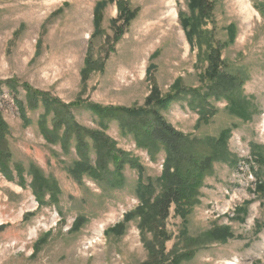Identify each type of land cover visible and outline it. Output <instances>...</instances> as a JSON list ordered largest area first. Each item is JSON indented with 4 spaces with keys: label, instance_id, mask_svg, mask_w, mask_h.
I'll return each instance as SVG.
<instances>
[{
    "label": "rangeland",
    "instance_id": "rangeland-1",
    "mask_svg": "<svg viewBox=\"0 0 264 264\" xmlns=\"http://www.w3.org/2000/svg\"><path fill=\"white\" fill-rule=\"evenodd\" d=\"M125 1L134 13L127 25L112 23L118 17L113 0H0V116L5 126L0 132L8 160L7 169L0 165V264L149 260L137 220L128 222L121 235L109 230L137 207L144 187L159 179L163 151L151 159L115 122L102 128L88 110L71 109L75 123L107 136L119 156L139 167L125 164L121 176L112 175L110 181L86 174L75 179L70 175L79 161L75 140L65 151L60 136L45 140L41 124L47 133H61L63 126L53 124L52 108L40 100L30 110L26 88L66 105L140 108L152 86L163 97L176 82L177 99L159 111L167 124L187 137L230 133L228 158L213 163L190 215L181 218L173 204L168 209L165 264L189 251L180 264H264V0H208L210 11L199 25L202 42L195 34L188 39L187 20L197 22L189 0ZM213 50L217 56H210ZM215 57L219 72L239 79L235 95L246 110L238 112L224 97H209L205 101L214 111L201 124L200 107L189 105L191 92L204 88V93L205 70ZM87 152L94 169L93 149ZM108 169L113 170L110 164ZM36 173L56 184L55 202L49 193L42 206L36 201L31 188ZM213 227L229 230L230 236L208 243L201 235ZM146 241L151 242L150 234Z\"/></svg>",
    "mask_w": 264,
    "mask_h": 264
},
{
    "label": "trees",
    "instance_id": "trees-1",
    "mask_svg": "<svg viewBox=\"0 0 264 264\" xmlns=\"http://www.w3.org/2000/svg\"><path fill=\"white\" fill-rule=\"evenodd\" d=\"M116 2L118 17L112 20L122 21L127 25L134 17V13L128 8L125 0H113ZM192 9H195L196 24L192 25L189 19L187 34L188 39L192 40L193 35L200 42L204 38L199 30L201 19L210 11L208 0H189ZM262 9L264 7L262 6ZM96 18L94 26L99 25L100 8L97 6L94 9ZM228 32L232 34V26L228 27ZM217 51L210 52V56H217ZM210 58V64L205 70V75L209 83L206 86L204 93L201 90H193L191 92L192 99L189 105H195L199 108L198 119L199 123H205L212 111L210 105L205 101L212 97L218 100L224 97V100L235 108L238 112L246 110V104L243 99L236 98L235 89L241 86L238 78L232 75H226L218 71L217 62ZM88 66V62L86 64ZM177 82L174 83L175 88L172 93L163 97L159 96L157 89L151 88L148 97L145 99L144 107L140 108H122V107H100L95 104L76 101L71 104H61L58 100H49L47 96L40 92L26 88L28 93V105L30 110L34 109L39 102L48 109L53 110V124L63 126L60 133L56 129L52 132L46 131L43 124L39 126L41 133L46 141H51L55 137H59L62 143V148L67 149L68 142L72 139L76 142V156L79 161L76 162L75 169L70 170V175L75 179H79V175H91L96 179L110 181L112 175L121 176V172L125 164L132 168L139 169L135 162L126 161V155L119 156L114 150V143L98 131L86 130L75 123L70 110L84 108L88 110L97 120L98 125L104 128L106 122H115L119 130L129 134L133 142L143 151L147 152L151 159L159 151H163L164 162L159 179L153 184L144 187L141 202L137 207L124 214L123 223H118L109 230L110 233L121 235L125 230V225L137 220V230L140 235V240L149 254V260L144 264H165L169 262L164 255L162 243L168 239L163 227V223L168 215L170 205H174L175 213L185 219L190 215L191 210L199 202V189L202 187L207 175L210 174L213 163L217 161L225 162L227 160L226 142L229 138L230 130L221 131L217 137H187L176 132L163 118L159 111H165L180 92V88H176ZM182 97V96H181ZM184 97V96H183ZM237 99V100H235ZM200 124V125H201ZM5 127L0 116V128ZM66 144V146H65ZM93 149L96 165L91 168L87 164L88 148ZM6 145L4 138L0 132V165L2 169H7ZM108 164L112 166V171L108 169ZM85 172V173H82ZM140 172V171H138ZM3 173V172H2ZM5 175V171L3 173ZM31 179V188L36 196V201L40 206L43 205V197L46 193L51 194L50 197L55 202L54 193L58 192L54 182H50L40 176L39 173ZM139 180V179H138ZM141 184V179L139 181ZM139 186V184H138ZM80 220V219H79ZM79 220H76V227L79 226ZM185 224V221L184 223ZM151 235V242L146 241V235ZM230 236L229 230L224 228H211L201 237L208 243H223ZM200 237V239H201ZM189 244H193V240L188 237L186 239ZM190 251L181 254L175 258L171 264H180L181 257H188Z\"/></svg>",
    "mask_w": 264,
    "mask_h": 264
},
{
    "label": "bare ground",
    "instance_id": "bare-ground-1",
    "mask_svg": "<svg viewBox=\"0 0 264 264\" xmlns=\"http://www.w3.org/2000/svg\"><path fill=\"white\" fill-rule=\"evenodd\" d=\"M172 2V1H171ZM172 8V7H171ZM173 12V11H172ZM174 14V13H173ZM174 17H175V14H174ZM171 19V18H170ZM230 264H233V263H230Z\"/></svg>",
    "mask_w": 264,
    "mask_h": 264
}]
</instances>
